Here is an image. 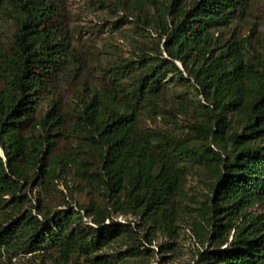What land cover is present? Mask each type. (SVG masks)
I'll use <instances>...</instances> for the list:
<instances>
[{"label":"trees","instance_id":"16d2710c","mask_svg":"<svg viewBox=\"0 0 264 264\" xmlns=\"http://www.w3.org/2000/svg\"><path fill=\"white\" fill-rule=\"evenodd\" d=\"M92 2L120 12L119 23L151 31L156 43H143L137 60H111L99 84L79 79L70 111L50 99L35 118L40 94L65 61H75V78L88 63L76 48L74 58L72 32L56 2L0 0V14L15 24L7 49L0 44V264L14 248L49 259L57 249L53 264L71 257L107 264L106 246L134 239L130 225L113 215L140 219L148 244L157 232L172 237L187 165L212 178V228L191 264H264V42L255 45L235 30L224 35L244 17L248 0ZM168 75L173 89L183 87L171 110L193 120L184 138L142 125L144 115L167 105ZM62 175L101 191L102 204L27 206L30 182L47 189ZM127 247L128 257L140 255Z\"/></svg>","mask_w":264,"mask_h":264},{"label":"rangeland","instance_id":"374dc122","mask_svg":"<svg viewBox=\"0 0 264 264\" xmlns=\"http://www.w3.org/2000/svg\"><path fill=\"white\" fill-rule=\"evenodd\" d=\"M56 2L68 23L72 32L71 49L75 48L81 60L88 63V68L80 70L75 78V61L68 59L57 72V76L51 77L47 90L42 92L43 99L35 114L38 118L49 109L50 99L59 101L64 111H70L75 107V83L79 79L90 80L99 84L104 75V68L113 59L130 58L137 60L141 55L142 44L146 47L154 46L155 34L149 30L142 31L133 21L119 23L121 13H114L111 9H102L94 5L92 0H52ZM249 7L239 20H236L226 29L224 35H230L237 31L241 36H250V40L256 45L264 42V0H248ZM15 31L14 21L6 15L0 14V44L6 50L13 39ZM172 75L165 77L164 82L168 90L167 105L157 109V113L147 118L144 115L142 125L153 131H165L175 138H184L189 132L193 120L188 114H179L171 105L176 107L175 96L183 93V87H171ZM195 104L199 97L196 94L184 92ZM200 100V99H199ZM146 117V118H145ZM61 145H67V139H59ZM187 173L179 193L180 207L179 218L176 222V233L168 237L160 232L152 237V243L145 239L148 228L142 227L141 220L134 217L113 215L111 220L116 223L130 225L134 239L121 238L106 246L105 253L111 262L107 264H191L196 259L199 250L207 247L206 236L210 229L209 223V198L211 176L199 166L187 165ZM68 186V188H67ZM28 196V204H36L38 200L42 207L49 210L60 209L65 202L74 205L76 202L87 205L91 202L102 204L101 191H89L82 189L71 175H62L47 185L44 189L37 182H30L24 189ZM65 197V199H63ZM66 200V201H64ZM75 202V203H74ZM264 212V208L260 209ZM88 225L94 226L90 219H86ZM109 223V221H106ZM169 243L171 249L163 251L160 246ZM127 246L139 248L138 256H127ZM147 249V250H144ZM57 249L48 256L33 257L23 254L14 248L8 255L4 253L1 264H39L43 259L47 264H53ZM134 250V249H133ZM121 254V255H120ZM122 257V258H121ZM84 259L71 257L63 264H85Z\"/></svg>","mask_w":264,"mask_h":264}]
</instances>
